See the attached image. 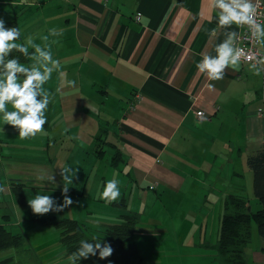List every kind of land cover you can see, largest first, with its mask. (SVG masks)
<instances>
[{
	"label": "crops",
	"instance_id": "obj_1",
	"mask_svg": "<svg viewBox=\"0 0 264 264\" xmlns=\"http://www.w3.org/2000/svg\"><path fill=\"white\" fill-rule=\"evenodd\" d=\"M22 1L37 5L36 23L18 27L23 45L32 52L28 67L43 73L46 62L36 53L35 46L50 52L52 60L58 61L57 65L47 63L52 72L40 86L41 100L43 93L48 92L50 110L56 109L62 118L72 110L89 113L93 123L91 130L82 131L78 125L66 127L62 121L63 136L77 139L83 132L90 137L92 148L96 123L105 128L104 124L110 125V113L114 117L111 140L106 127L105 153L99 160L95 156L97 159L90 160L89 166L83 169L87 176L83 192H77L80 187L72 183L67 185V198L81 205L84 196L80 195H85L89 178L95 172L91 186L96 192L87 200L101 212L103 226L117 222L124 211L131 212V202L137 209H152V193H163L169 195L170 207L187 205L193 209L180 221L178 214L167 217V223L170 224L171 218L177 225L172 231L179 234V225L185 222L186 238L191 236L194 243L196 238L190 234L194 231L201 247L206 241L212 244L209 241L214 234L216 240L218 237L222 199L237 191L236 175L247 176L245 159L264 141V112L260 111L264 110V37L259 45L262 53L259 65L239 62L225 68L223 79L209 80L196 65L205 55L215 57L216 46L231 33L235 34L231 41L235 49L236 36L242 30V25L236 24L220 27L219 10L213 9L212 0H19ZM136 14L141 15L139 21L135 19ZM34 59L36 63L31 65ZM68 81L75 83L70 85ZM98 112H104L106 122L98 117ZM60 119L55 118L51 128ZM2 136L1 153L7 141ZM46 144L40 146L46 148ZM110 148L112 156L120 153L121 160L115 167L110 164L112 156L102 162ZM18 157L7 158L14 163ZM30 161L37 163L36 178H46L44 183L48 182V187L59 188L53 179H47L55 174L46 169L48 160L41 157L19 160L17 169ZM27 170L15 174L5 172V180L9 182L1 187L0 199L4 201L6 193L13 215L8 205L0 201V224L14 234H23L27 241L32 239L30 233L39 234V239H44L37 245L45 257L42 264L46 260L60 264L64 251L57 233L41 230L35 221L38 216H22L24 211L14 201L10 181L33 182L31 177L35 176L30 177ZM112 175L118 181L120 197L109 205L122 204L103 214L108 205L99 192ZM152 186L154 189H149ZM244 188L248 191L247 184ZM154 200L157 202V197ZM89 210L90 207L79 209L69 217L81 222L90 215L92 219H99ZM149 219L148 226L152 229V217ZM215 223L217 226L209 236L208 227ZM205 253L214 264L213 250L203 247L200 254ZM245 256L247 264H264L261 242L255 248L248 245Z\"/></svg>",
	"mask_w": 264,
	"mask_h": 264
},
{
	"label": "rangeland",
	"instance_id": "obj_2",
	"mask_svg": "<svg viewBox=\"0 0 264 264\" xmlns=\"http://www.w3.org/2000/svg\"><path fill=\"white\" fill-rule=\"evenodd\" d=\"M36 15H37V5L34 3L27 4L25 2H19V0H0V19H3L5 22L6 28H13V24L10 22H14L17 24L18 27L25 24H32L36 23ZM139 17V20L141 19L140 14L135 15V19ZM36 60L34 59L31 62L32 64H35ZM24 66H28L25 64ZM44 84V83H43ZM7 110H11V105L6 106ZM98 114V117L103 121L105 120L104 112L102 113H96ZM2 115L0 114V131L6 132L5 136L7 141L5 142V148L2 150V153L0 152V155L3 156L2 159H0V195H1V187L7 186V180H5V172H8L9 174H15L18 171H21L22 169L25 170L28 168L27 173L30 175V177L33 175L35 177H31L33 182H27L26 188H25V195H26V201H27V208L24 211L22 216H25L26 218H30L33 216H38V218L41 217H51L55 216L57 218H61L64 216L68 217L70 214H75L77 210L79 209H86L90 207L91 212H93L94 216L99 219H92L91 215L86 219L85 221H82V224L86 227V231L88 235L90 236H96L100 237L102 236L103 227L101 224V212L96 209V207L93 205V203L90 200H87L88 198H93L95 190L92 188V177H95V172L92 174V176L89 178V182L87 185V188L85 190V195H80L81 197L84 196V199H81V205L77 204V200L75 202L73 200L71 204H69L67 207L63 208V211L57 212L55 211L56 208L60 207L64 204L65 198H67V193H64L62 195V189H63V179L61 177V171L64 167H68L69 173L72 172L73 169H77V171L74 174L72 183H74L75 186H78L80 188H77V192H83L82 186L87 179V176L85 174V171L83 169L85 167H88L90 164V160L94 161V158L97 159L94 153V149L96 144L93 143L92 148H90L91 141L88 140L90 137L84 136L83 132L81 135L76 139L74 136H63L60 129H63L62 121L64 122V125L72 126V125H78L82 128V131L91 130L93 127V123L89 120L88 117H90L89 113H81L78 111L72 110V112L67 113L63 118L61 117V114L56 109H49V105L44 111V116L47 118V122L43 126V131L37 133L33 137L21 139L19 137V130L8 125L4 124V121L2 119ZM203 116V115H202ZM61 118L59 121L54 123L53 128H51L52 123L54 122L55 118ZM100 120V122H101ZM110 125H103L104 127H100L101 124H97V130L96 133H94V137L100 132L99 128L106 129V127L109 130V138L110 140L113 139V125L111 124L112 121H114V117L111 116L110 113ZM50 133V135H48ZM96 134V135H95ZM44 136V138H42ZM110 140L108 142H110ZM92 142H94V138H92ZM43 143L46 144V148L41 147ZM95 144V145H94ZM105 149L107 147L104 146ZM91 149V150H90ZM25 153H27L26 156ZM9 155L13 156H19L20 159H15L14 163H11L12 160L8 159L7 157ZM21 155V156H20ZM46 156V157H45ZM112 156V150L111 148L108 150V152L105 154L103 158V163L106 162V159L109 161ZM41 157L42 159L48 160V163L46 162V165L48 170H52L54 175L49 176L47 179H53L54 184L58 183L59 188H51L48 187V182L44 183V179L46 178H36V174H38V168L37 163H34V161H30L28 164H22L23 166L18 167L19 163L18 161L22 162L24 159L32 160L34 158ZM50 159V160H49ZM55 159V161H54ZM100 158H98L99 160ZM81 163L83 165L82 170ZM33 164V165H32ZM117 166V165H116ZM115 167V166H114ZM4 173V176L2 175ZM38 176V175H37ZM119 177V176H117ZM40 179H43L40 181ZM116 180V176H108L107 180ZM247 181L248 189L249 191L244 193L247 198H249V205L251 211H256L260 208V204L256 200L253 188H252V177H245V180ZM107 182V181H106ZM31 184V185H30ZM52 186V185H51ZM242 188L244 189V184L242 183ZM34 188V189H33ZM100 190V189H98ZM104 190V189H103ZM245 191V189H244ZM102 192H99L100 198H102ZM154 192V191H152ZM71 193V192H70ZM72 194V193H71ZM6 195V193H5ZM3 195L5 197L4 201L0 199V201L5 202V204L8 205V208H10L8 211L9 213H12L11 205H9V199L8 196ZM36 195H49L50 199L54 201L52 208L49 209V211L45 214H34L32 212L31 207L28 204V201L33 199ZM155 197H157V202L154 200ZM169 195L165 194H159V193H152V209L148 207L137 209L135 208V203L131 202L130 205H132L133 209H131L133 213H140L141 214V220H139V224L137 226V234L134 236V243L141 248L142 255L144 257L143 264H211L210 258L205 253L203 256L200 254L203 247L200 246V242L198 241L197 234H194V231H190V234H193V236L196 238L194 243L192 242V237H185V233H188V230L186 231L185 228L187 226L183 220L182 225H179L180 232L179 234L174 233L172 230L174 226H177L171 222L170 218V224L167 223V217H171V215H174V217L178 216V221L183 217V215L189 214V210H193L192 207L183 206L182 208L179 207H170L169 201H168ZM68 199V198H67ZM103 199V198H102ZM94 200V199H93ZM170 200V199H169ZM8 201V202H7ZM15 201V199H14ZM90 201V202H89ZM103 201L108 205L106 206L107 210L103 213L106 214L109 209L117 208L120 205L117 206H110L109 201L103 199ZM188 203L190 200H187ZM118 202V201H117ZM16 203V201H15ZM4 206V204H3ZM2 208V205L0 204V209ZM72 210V211H70ZM76 210V211H74ZM95 210V211H93ZM218 210H216V213H218ZM84 211V210H83ZM112 211V210H111ZM215 211V209H214ZM8 213V214H9ZM124 213H126L124 211ZM102 214V215H103ZM148 217H152V229L148 226V223L150 219L147 221ZM189 219L191 215L188 216ZM216 216H213V220H216ZM94 220H100V221H94ZM147 221V222H145ZM217 224L215 225L211 224L208 227V234L209 236L214 232V228H216ZM42 227L40 226V229ZM46 229V228H44ZM49 233H57L52 227L48 228ZM188 229V228H187ZM39 230V229H38ZM38 230H34L32 232L38 233ZM43 230V228L41 229ZM145 231L151 232V233H145ZM40 233V232H39ZM143 233L142 236H140ZM31 238L28 241H26V252L29 253L28 259L29 263L31 264H42L41 261L45 260V257L43 256V250L41 248H37L38 244H41L44 242V239H39V234H32L30 233ZM150 234V235H149ZM188 234V235H190ZM137 235V236H136ZM206 235V234H205ZM50 236V235H49ZM205 237V236H204ZM216 234H214L213 238L211 239L212 244H215L216 242ZM258 241L261 242L259 238V234L257 231V227L255 223L252 222L251 224V240L249 245H251V248H255L258 245ZM204 242V241H202ZM32 244V245H31ZM208 245V241L203 243V245ZM34 247V248H33ZM36 247V248H35ZM15 251V250H14ZM14 251L11 250L5 251L0 253V258L2 256L8 255L12 256L13 259H15L17 263L18 260L22 262L26 261L27 257L24 256L22 258L14 255ZM200 254V255H198ZM211 259H213V256H211ZM215 259V258H214ZM52 261V260H51ZM212 262V261H211ZM60 264H73L69 261L67 257H64L61 261H59ZM46 264H51L50 260H46ZM215 264V262H214Z\"/></svg>",
	"mask_w": 264,
	"mask_h": 264
},
{
	"label": "trees",
	"instance_id": "obj_3",
	"mask_svg": "<svg viewBox=\"0 0 264 264\" xmlns=\"http://www.w3.org/2000/svg\"><path fill=\"white\" fill-rule=\"evenodd\" d=\"M10 23L13 24V28H18L16 23ZM15 42L23 45L21 35ZM31 54L32 52L29 49L27 56L13 49L5 56L4 61L7 63L8 60L16 59L19 64L25 65ZM2 67L0 65V69ZM24 79V74H17L18 83H22ZM38 91L40 92V90ZM36 99L40 101L41 94L37 95ZM105 137L106 129H100V132L94 137V143L96 144L94 153L98 158L102 157L105 153L104 146L108 144ZM120 160V153L115 152L110 164L116 166ZM245 167L248 170L246 177H252L253 193L260 204V208L256 211H251L249 198L244 194L249 189L247 188L248 191H246L244 188V191L242 188V183L247 184V181H244V175L237 174L236 178H238L239 182L237 191L227 194L221 201L222 214L219 222L217 240L215 244H202L204 248L213 250L215 264H247L245 249L251 240L252 222L257 227L261 240V252L264 253V141L258 150L246 157ZM26 185V181H10L11 192L21 210H25L27 207L25 195ZM149 189H154V186ZM2 218H8V216ZM139 220H141L139 213L126 212L119 216L117 222L103 227L102 236L97 238L102 247L107 244L113 249L112 255L108 258L101 259L97 251L96 255H89L87 258L77 256L73 260L70 257L81 248V241L92 244L97 242L93 240L94 236L88 235L86 227L82 222L65 216L64 218L51 216L35 219L43 229L52 227L57 232L58 241L64 251V257H67L73 264H143L144 257L133 239L135 234H137L136 229ZM26 241L27 239L23 234H14L3 224H0V252H11V250H15L14 255L18 257L22 255V258L26 256L27 259L24 263L31 264L28 259L29 253L25 249L27 248ZM15 261L10 255L1 259L0 264H23L20 261H18L19 263Z\"/></svg>",
	"mask_w": 264,
	"mask_h": 264
},
{
	"label": "clouds",
	"instance_id": "obj_4",
	"mask_svg": "<svg viewBox=\"0 0 264 264\" xmlns=\"http://www.w3.org/2000/svg\"><path fill=\"white\" fill-rule=\"evenodd\" d=\"M212 7L218 11V23L220 27L248 25L253 34L259 38L264 37V29L255 20L256 7L250 0H212ZM234 33L229 34V38L223 43L216 46V56L205 55L203 60L196 67L202 74H206L209 80L219 81L223 79L224 70L229 66L236 65L240 62L242 50L234 49L232 46V37ZM20 36V31L17 27L6 28L3 19H0V114L4 124H8L19 130L21 139L35 136L43 131V126L47 122L44 116V111L50 103L48 92L43 93V99L37 101V95L41 94L38 90L51 76L52 68L47 66L50 62L52 65H57L58 61L52 60L51 53L42 51L39 46H35L36 53L45 63L43 73L33 67L29 69L22 64H19L16 59L8 60L5 63L4 58L13 49L18 50L25 56L28 55L27 46L16 43ZM31 43V41H29ZM248 60H253L254 57H246ZM264 62V61H262ZM22 73L25 79L22 83L17 82V74ZM259 75V72L255 73ZM74 84V81H68ZM213 87V85H209ZM11 105V110H7L6 106ZM77 169H73L69 173L68 167H64L61 171V177L64 181L62 195L67 193L68 186L72 184V180ZM120 197V189L117 180H109L104 186L102 198L109 202L116 201ZM54 201L49 195H36L28 201L29 206L34 214H44L52 208ZM70 199L65 198L64 204L56 208L55 211H63L64 207L71 204ZM96 243H85L81 241V248L77 253H74L70 259L78 257L87 258L89 255H96L99 252L101 259L108 258L112 255L113 249L105 244L103 247L99 243L97 237H93Z\"/></svg>",
	"mask_w": 264,
	"mask_h": 264
},
{
	"label": "built area",
	"instance_id": "obj_5",
	"mask_svg": "<svg viewBox=\"0 0 264 264\" xmlns=\"http://www.w3.org/2000/svg\"><path fill=\"white\" fill-rule=\"evenodd\" d=\"M251 3H253L256 7V14H255V20L257 23L261 25L264 21V6L262 0H251ZM139 21V17L136 19ZM261 37L257 38L252 30L249 28L248 25H242V30L238 33L235 39V49H240L242 50V55L240 62L241 63H247V64H253L255 66L259 65L260 63V58L262 56V53L259 49ZM252 56L254 57L253 60H248L246 57ZM263 101H264V96H263ZM264 111V110H260ZM198 116H202V112H197Z\"/></svg>",
	"mask_w": 264,
	"mask_h": 264
}]
</instances>
